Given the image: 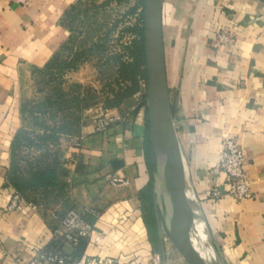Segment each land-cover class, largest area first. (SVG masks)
I'll use <instances>...</instances> for the list:
<instances>
[{"label":"crops","instance_id":"obj_1","mask_svg":"<svg viewBox=\"0 0 264 264\" xmlns=\"http://www.w3.org/2000/svg\"><path fill=\"white\" fill-rule=\"evenodd\" d=\"M78 1L0 0V264H27L55 247L52 216L72 210L87 211L93 226L77 248L60 246L76 264H159L156 179L163 147L149 128L146 72L139 91L109 109L119 121L101 133L89 121L75 128L80 148L58 151L57 188L20 195L7 181L18 133H42L28 124L27 110L52 99L53 87L38 72L72 38L66 18ZM160 14L184 190L204 218L212 256L206 264H264V0H161ZM222 30L234 34L228 45L217 43ZM62 116L54 109L44 124ZM226 138L243 151L250 199L225 194L216 165ZM115 175L130 185L111 187Z\"/></svg>","mask_w":264,"mask_h":264},{"label":"rangeland","instance_id":"obj_2","mask_svg":"<svg viewBox=\"0 0 264 264\" xmlns=\"http://www.w3.org/2000/svg\"><path fill=\"white\" fill-rule=\"evenodd\" d=\"M66 20L72 38L62 49V55L72 53L70 58L75 52H83L84 55L80 64L63 74L64 94L78 100L71 102L62 117L73 119L72 121L80 119V123L73 130L63 133L53 145L52 150L57 157L62 146L72 150L79 149L75 144L80 142V136L75 128L88 121L96 124L102 113L111 112L104 109L106 98L111 97L110 90L116 88V73L113 62L109 59L115 55H124L123 49L137 40L132 29H143V0H79ZM125 59V56L122 57V60ZM28 124L34 123L29 120ZM22 152L21 156L27 154L24 150ZM167 159L170 162L169 157ZM162 167L167 173H171L165 165ZM194 204L196 205L195 202ZM198 210L200 212L199 208ZM159 226L156 242L158 263L188 264L168 238V213L165 217L160 215ZM203 228L205 229V225ZM204 237L206 238L205 233Z\"/></svg>","mask_w":264,"mask_h":264},{"label":"trees","instance_id":"obj_3","mask_svg":"<svg viewBox=\"0 0 264 264\" xmlns=\"http://www.w3.org/2000/svg\"><path fill=\"white\" fill-rule=\"evenodd\" d=\"M132 32L136 34L137 40H133L123 49L124 55H115L109 59L116 68L114 80L116 88L110 90L111 97L106 98L104 109L119 107L125 100L131 99L139 91V80L145 81L143 29L136 27ZM71 54L54 56L47 66L38 72L47 79L45 85L53 87L52 99L38 102L27 110L34 127L42 130V133L34 134L21 130L13 142L11 163L6 177L8 184L20 195L28 193L42 195L58 187L56 183L58 157L55 156L56 152L53 153L52 147L63 133L78 126L80 119L72 121L73 119L61 117L58 124L49 126L44 124V119L54 109L64 113L71 102L78 100L76 97L63 99L64 95L60 88L63 74L83 61V52H75L70 58ZM124 56L126 59L122 60ZM22 150L27 154L21 156ZM82 243L83 241L80 245Z\"/></svg>","mask_w":264,"mask_h":264},{"label":"water","instance_id":"obj_4","mask_svg":"<svg viewBox=\"0 0 264 264\" xmlns=\"http://www.w3.org/2000/svg\"><path fill=\"white\" fill-rule=\"evenodd\" d=\"M161 0H143V43L146 69V97L149 128L169 157L172 174L167 235L176 251L188 264H206L188 243L185 235L186 194L183 168L173 129L166 82L161 30Z\"/></svg>","mask_w":264,"mask_h":264},{"label":"built area","instance_id":"obj_5","mask_svg":"<svg viewBox=\"0 0 264 264\" xmlns=\"http://www.w3.org/2000/svg\"><path fill=\"white\" fill-rule=\"evenodd\" d=\"M20 5H26L27 0H14ZM234 34L230 30H222L217 36V43L220 46L228 45L232 42ZM111 112L105 111L95 124L97 132H104L114 122L119 121ZM75 146L80 148V142ZM244 154L236 140L226 138L220 148L216 169L224 176L226 186L225 194L235 201H243L251 198L250 184L244 172ZM108 184L113 188H123L130 185L127 178L112 176L108 178ZM14 202L11 208L15 206ZM32 208L35 209L34 206ZM87 211L80 213L75 210L67 212L64 216H52L58 226L53 230V242L55 247L48 251H38L27 264H76L77 260L70 254L65 253L60 246L77 248L80 243L90 238L93 233V226L86 220ZM158 260V258H156ZM101 264V263H99ZM102 264H112L107 261Z\"/></svg>","mask_w":264,"mask_h":264},{"label":"bare ground","instance_id":"obj_6","mask_svg":"<svg viewBox=\"0 0 264 264\" xmlns=\"http://www.w3.org/2000/svg\"><path fill=\"white\" fill-rule=\"evenodd\" d=\"M159 145L162 143L161 138L158 137ZM166 166L171 171V165L167 159V152L162 151L160 154V160L158 162V175L156 179V192L158 195V201L161 206L162 214L168 213L170 201H171V185L172 174L167 173L162 166ZM187 203L185 209V235L188 243L194 248L201 259L207 263L208 256H211V249L207 243V239L204 237L205 225L204 218L199 212L197 206L194 204L188 196H186ZM200 231V232H198ZM206 234V233H205ZM213 248V247H212ZM215 252V251H213ZM213 255V254H212ZM212 257V256H211ZM214 258V257H213Z\"/></svg>","mask_w":264,"mask_h":264}]
</instances>
